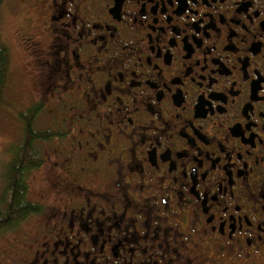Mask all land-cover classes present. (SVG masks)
<instances>
[{"label":"flooded vegetation","instance_id":"1","mask_svg":"<svg viewBox=\"0 0 264 264\" xmlns=\"http://www.w3.org/2000/svg\"><path fill=\"white\" fill-rule=\"evenodd\" d=\"M10 1L51 119L0 264H264V0Z\"/></svg>","mask_w":264,"mask_h":264},{"label":"rangeland","instance_id":"2","mask_svg":"<svg viewBox=\"0 0 264 264\" xmlns=\"http://www.w3.org/2000/svg\"><path fill=\"white\" fill-rule=\"evenodd\" d=\"M17 12L23 13L24 9L17 10ZM17 12L11 1L9 2V0H7L4 2L3 0L0 5V41L8 49L9 67L7 80L0 98V207L2 206L1 198H3L4 192V182L2 178V172L6 161L4 153L10 141L21 138L22 123L20 118H18L19 112L31 103L34 96L36 97L35 93H37L33 79V71L34 68H36L33 55L27 48L28 50L26 53L28 57L25 59L24 50L21 47L19 48L17 39V30L19 29V24L21 25V22L24 21L23 16H25V14L19 15L20 13ZM39 28L40 25H37L35 29L36 33ZM23 60L29 61L27 69L24 68ZM21 73L24 79L23 87L27 88L30 92L21 90ZM39 112L33 120V127L42 130L46 127V124L49 123L48 120L51 119V116L46 113L45 106H43ZM37 146L43 155V149H45L46 152V147L44 148L45 144H38ZM34 176L35 174H31L28 177L30 191H33L36 186V182L33 179ZM31 221L32 219H27L24 220L20 226L18 224L14 228L1 231L0 252L5 248L8 240L15 241L17 237L21 236L20 232L22 230L29 229L32 225Z\"/></svg>","mask_w":264,"mask_h":264},{"label":"trees","instance_id":"3","mask_svg":"<svg viewBox=\"0 0 264 264\" xmlns=\"http://www.w3.org/2000/svg\"><path fill=\"white\" fill-rule=\"evenodd\" d=\"M2 2L0 0V5ZM8 67L9 52L0 41V98L7 80ZM41 108L42 104H39L19 113L22 122L21 138L11 142L6 150L7 160L2 172L4 192L0 207V232L14 228L40 208L39 204L30 200L28 177L31 175L30 170L42 162L36 142L46 139L50 134L33 127V120Z\"/></svg>","mask_w":264,"mask_h":264}]
</instances>
